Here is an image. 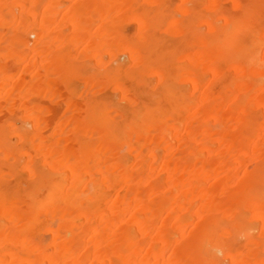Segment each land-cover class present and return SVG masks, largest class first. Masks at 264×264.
Wrapping results in <instances>:
<instances>
[{
    "label": "bare ground",
    "instance_id": "obj_1",
    "mask_svg": "<svg viewBox=\"0 0 264 264\" xmlns=\"http://www.w3.org/2000/svg\"><path fill=\"white\" fill-rule=\"evenodd\" d=\"M0 264H264V0H0Z\"/></svg>",
    "mask_w": 264,
    "mask_h": 264
}]
</instances>
